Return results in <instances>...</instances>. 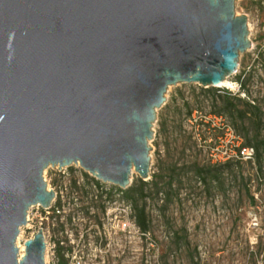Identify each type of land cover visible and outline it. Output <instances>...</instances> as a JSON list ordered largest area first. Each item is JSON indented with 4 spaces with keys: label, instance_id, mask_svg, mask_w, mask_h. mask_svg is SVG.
<instances>
[{
    "label": "water",
    "instance_id": "obj_1",
    "mask_svg": "<svg viewBox=\"0 0 264 264\" xmlns=\"http://www.w3.org/2000/svg\"><path fill=\"white\" fill-rule=\"evenodd\" d=\"M237 0H0V264H45L44 171L79 165L122 190L150 178L170 86L218 88L251 48Z\"/></svg>",
    "mask_w": 264,
    "mask_h": 264
},
{
    "label": "rangeland",
    "instance_id": "obj_2",
    "mask_svg": "<svg viewBox=\"0 0 264 264\" xmlns=\"http://www.w3.org/2000/svg\"><path fill=\"white\" fill-rule=\"evenodd\" d=\"M235 12L247 16L251 48L240 55L237 72L228 78L232 87L170 86L157 111L146 181L149 233L123 227L130 203L124 194H106L111 184L78 165L49 167L44 178L57 193L55 209H29L18 236L21 245L43 228L45 264H264V172L257 174L254 161H245L241 174L236 167L232 172L223 167L245 137H254L251 116L246 136L230 117L211 114V96H224L226 90L264 113V0H237ZM240 76L247 93L240 90ZM185 101L194 109L191 117ZM197 167L213 171L206 183ZM217 172L219 182L213 179ZM131 180L132 186L141 179L133 173ZM245 186L256 204L250 203ZM174 233L186 239L176 243ZM71 247L73 256L67 257Z\"/></svg>",
    "mask_w": 264,
    "mask_h": 264
},
{
    "label": "trees",
    "instance_id": "obj_3",
    "mask_svg": "<svg viewBox=\"0 0 264 264\" xmlns=\"http://www.w3.org/2000/svg\"><path fill=\"white\" fill-rule=\"evenodd\" d=\"M239 83L240 90L243 93H247L246 89V81L240 77L237 79ZM218 102L221 104L219 105ZM211 114L216 116H228L230 117L233 125L238 128L240 127L245 132V135L249 133L246 128V120L249 116L252 119V126L255 131V135L252 139L249 137L244 138V142L241 146L238 147L237 153L234 157L229 158L223 165V167H228L230 172L236 167L239 174L242 171V165L244 164V160L240 157V150L242 147L251 146L255 149V157L254 162L256 164V171L259 175L263 173V161H264V138H262V124H263V116L261 108L258 106H253L249 102H246L242 98L238 96H233L231 92L225 91L224 96H211ZM184 107L187 109L188 116H192L194 109L190 106L188 101L184 102ZM214 109V110H213ZM247 162V161H246ZM252 162V161H248ZM213 171H210L206 168H196V173L201 177L203 182H207V177L209 174H212ZM87 175V174H86ZM213 179H216L218 182L220 181V172L213 174ZM172 179L168 182L169 186L172 185ZM221 184V183H220ZM149 182H145L139 180L138 183L130 186L126 190H121L124 194V198L131 203L133 214L135 217L136 226L140 230L142 234H147L150 231L151 220L150 215L147 210V200L150 197L149 192ZM153 186L157 188V192L159 191L158 183H153ZM245 192L248 195V199L251 204H256L255 196L250 192V190L245 186ZM170 198H168L169 200ZM184 232V231H183ZM174 238L176 243H180V241L185 240V234L180 236L178 233H174Z\"/></svg>",
    "mask_w": 264,
    "mask_h": 264
},
{
    "label": "built area",
    "instance_id": "obj_4",
    "mask_svg": "<svg viewBox=\"0 0 264 264\" xmlns=\"http://www.w3.org/2000/svg\"><path fill=\"white\" fill-rule=\"evenodd\" d=\"M240 157H241V159L242 160H244V161H253L254 160V157H255V149L253 148V147H251V146H245V147H242L241 148V150H240ZM79 166V165H78ZM82 169V168H81ZM111 187L112 188H106L105 189V193L106 194H108V193H118V194H122L123 195V193H122V189H120V188H118V187H116V186H114V185H112L111 184ZM52 190V189H51ZM54 191V190H53ZM55 192V191H54ZM115 195V194H114ZM56 196H57V193L55 192V198H56ZM54 198V199H55ZM54 201V200H53ZM130 203V202H129ZM52 204H53V202H52ZM55 206H53V205H51V207L49 208V209H44V211L46 212V213H49V211L51 210V209H55L54 208ZM127 208H128V211H129V213H128V215H127V218L123 221V223H122V225H123V227H126V228H131V227H134V228H138L137 226H136V222H135V217H134V214H133V209H132V205H131V203L130 204H128L127 205ZM28 219V218H27ZM43 229V228H42ZM44 231V230H43ZM143 235H145V234H143ZM71 256H73V248L71 247L70 248V250H68V256L67 257H71Z\"/></svg>",
    "mask_w": 264,
    "mask_h": 264
},
{
    "label": "bare ground",
    "instance_id": "obj_5",
    "mask_svg": "<svg viewBox=\"0 0 264 264\" xmlns=\"http://www.w3.org/2000/svg\"><path fill=\"white\" fill-rule=\"evenodd\" d=\"M219 87H227V88H231L232 87V84H231V82L228 80V79H226L221 85H219ZM133 173H136L134 170L132 171V174ZM137 174V173H136ZM17 247H18V249H19V254H20V256H22L23 254H24V249H25V247H24V245H21L20 244V242H19V238H17Z\"/></svg>",
    "mask_w": 264,
    "mask_h": 264
}]
</instances>
